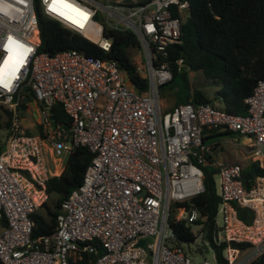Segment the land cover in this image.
Masks as SVG:
<instances>
[{"label": "built area", "instance_id": "obj_1", "mask_svg": "<svg viewBox=\"0 0 264 264\" xmlns=\"http://www.w3.org/2000/svg\"><path fill=\"white\" fill-rule=\"evenodd\" d=\"M35 1L44 15L104 50L109 39L99 18L131 30L140 46L145 91L139 93L112 59L75 49L38 51ZM171 5L182 14L187 1L0 0V104L14 110L0 151V264H192L184 245L170 242L166 219L172 211L189 226L192 244L200 243L204 216L190 199L203 190L201 165L217 143L202 138V129L217 126L246 136L250 159L264 168V79L243 98L242 114L191 101L160 109L158 84L171 73L165 61L154 63L155 53L179 40L180 17L171 15ZM90 22L95 39L82 32ZM23 84L38 102L34 134L25 131L15 110ZM53 103L69 116L66 127L51 122ZM76 145L92 152L81 182L60 201L54 230L32 239L29 214L46 198V178L63 167L57 158L49 165L45 154L66 155ZM212 163L220 198L213 238L246 242L240 248L226 244L222 255L226 264H250L264 252V174L246 188L239 163ZM232 203L251 209V221L239 219ZM145 237L150 239L139 243ZM96 241L102 253L79 261ZM209 250L212 261L200 264H215Z\"/></svg>", "mask_w": 264, "mask_h": 264}, {"label": "trees", "instance_id": "obj_2", "mask_svg": "<svg viewBox=\"0 0 264 264\" xmlns=\"http://www.w3.org/2000/svg\"><path fill=\"white\" fill-rule=\"evenodd\" d=\"M186 1L187 8L183 15L171 5V15L180 17L179 40L169 43L162 52L155 53L154 63L165 61L171 73L167 81L158 84V94L166 91L173 96L170 108L186 101L207 102L231 113H245L246 104L243 98L251 92L258 79H264V0ZM34 11L37 19L38 51L51 54L64 49H75L92 58L112 59L139 93L145 91L147 83L145 73L129 53L131 48L140 51L138 39L131 30L111 28L96 14L94 17L99 18V22L102 23V34L109 39V47L104 50L81 33L44 15L37 1L34 2ZM177 59H181V62L178 63ZM190 72L197 73L202 81L191 82ZM165 85L166 90L161 91ZM25 87L15 108L18 113H22L27 103L34 100L31 89L27 85ZM3 110L8 116L4 122L7 133L4 141L0 143V151L3 150L11 132L14 112L5 107ZM50 112L55 123H60L64 127L69 124L70 118L59 103H53ZM25 131L28 132L27 129ZM232 133L231 130L215 126L203 128L202 138L210 139ZM91 155L92 152L86 146H73L65 155L61 171L46 178V198L29 214L32 222L30 231L32 239H38L54 230L59 203L81 182ZM212 160L213 157L210 156L201 165L203 190L190 199V203L204 216L203 236L193 249L202 254L211 248L215 264H226L222 248L226 244L240 248L247 243L232 240L216 243L213 238L216 231V207L220 198L215 191L213 179L215 168ZM240 166L241 178L246 188L251 185L255 175L264 174V168L258 167L253 160ZM232 205L239 219L245 223L251 221L253 215L251 209L235 203ZM166 220L173 233L170 242L187 246L192 244L194 236L183 220L175 219L172 211ZM2 225L4 220L0 217V227ZM93 246L94 250L82 252L79 261H93L102 253L103 248L98 241L94 242ZM192 264L199 263L192 261ZM250 264H264V252Z\"/></svg>", "mask_w": 264, "mask_h": 264}, {"label": "rangeland", "instance_id": "obj_3", "mask_svg": "<svg viewBox=\"0 0 264 264\" xmlns=\"http://www.w3.org/2000/svg\"><path fill=\"white\" fill-rule=\"evenodd\" d=\"M100 2H107V1H112V0H97ZM126 1V0H124ZM130 2H135V1H140V0H127ZM183 15V13L181 14ZM129 53L131 55V58L136 61L137 65L139 67H141L143 69V63H142V59H141V52L137 49L131 48L129 50ZM189 80L191 82L193 81H197L200 82L202 81L201 77L199 75H197V73H189ZM166 85L164 87H162L161 91L166 90ZM26 89L25 85L23 84L21 86L20 92H24ZM208 89V88H207ZM159 101H160V109L163 111L165 109H169L170 106L173 103V96L169 93L163 92V94L159 95ZM1 105V104H0ZM2 106V105H1ZM0 106V143H2L5 139V135L7 133V126L4 124L6 118L8 117L5 113V111L3 110V106ZM165 106V107H164ZM171 109V108H170ZM18 122L21 123L23 128H27L28 129V133L34 134L37 133V130H35L36 127H38L37 125V119L36 116H34L33 114H31V112L26 108L23 110L22 113H18ZM222 129V128H221ZM226 136H228L229 134H224ZM220 136V135H219ZM217 136V137H219ZM222 136V135H221ZM215 137H211L210 140H215L217 143L214 146V150H213V157L215 159L221 160L223 162H226L228 159H232V157H235L237 159L240 158V155L237 153L236 148L229 142L227 141H218L219 138ZM54 158H57L58 160H63L65 158V154H61L59 156H54V155H47V153L45 154V161L49 164V165H53V161ZM240 161V159H239ZM249 161V159H247L246 161L243 160L240 165H244ZM150 237H145L142 238L140 240L139 243L144 245V242L146 240H149ZM184 245V248L187 250L188 254L190 255L191 259L194 262H198L200 264V262L202 261L203 258L209 260L210 262L212 261V254L210 250H206L204 251L202 254L199 252H196L193 247V244H189V246Z\"/></svg>", "mask_w": 264, "mask_h": 264}, {"label": "crops", "instance_id": "obj_4", "mask_svg": "<svg viewBox=\"0 0 264 264\" xmlns=\"http://www.w3.org/2000/svg\"><path fill=\"white\" fill-rule=\"evenodd\" d=\"M127 1V0H126ZM37 107H38V102L36 100H31L27 103V109L31 112V114H33L34 116L37 115ZM165 107V106H164ZM166 110V109H165ZM27 129V128H25ZM28 130V129H27ZM35 130H37V132L39 131V128L36 127ZM218 141H227L229 143H231L235 148L237 153L240 155V161L239 159H237L234 155V157H232V159H228L226 162L227 163H241L243 160H251L248 154V138L246 136H243L237 132H233L232 134H229L228 136L226 135H220ZM47 155H49V152L47 153ZM213 157V155H212ZM214 158V157H213ZM56 160V159H54ZM64 160V159H63ZM63 160H62V164H63ZM58 171L55 173L57 174Z\"/></svg>", "mask_w": 264, "mask_h": 264}, {"label": "bare ground", "instance_id": "obj_5", "mask_svg": "<svg viewBox=\"0 0 264 264\" xmlns=\"http://www.w3.org/2000/svg\"><path fill=\"white\" fill-rule=\"evenodd\" d=\"M85 14L83 13V16ZM87 29H89V31H87ZM95 29H96V25L92 22L89 23V25L84 29L82 30L83 34L92 38V39H95L96 36L91 32L93 30V32H95Z\"/></svg>", "mask_w": 264, "mask_h": 264}, {"label": "water", "instance_id": "obj_6", "mask_svg": "<svg viewBox=\"0 0 264 264\" xmlns=\"http://www.w3.org/2000/svg\"><path fill=\"white\" fill-rule=\"evenodd\" d=\"M49 117L52 119V115L51 114H49ZM51 122L53 123V120H51Z\"/></svg>", "mask_w": 264, "mask_h": 264}]
</instances>
